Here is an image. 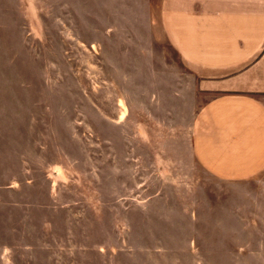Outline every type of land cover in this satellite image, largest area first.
Returning <instances> with one entry per match:
<instances>
[{"label": "rangeland", "instance_id": "1", "mask_svg": "<svg viewBox=\"0 0 264 264\" xmlns=\"http://www.w3.org/2000/svg\"><path fill=\"white\" fill-rule=\"evenodd\" d=\"M127 2L0 0V264H264V172L193 161L207 96Z\"/></svg>", "mask_w": 264, "mask_h": 264}, {"label": "crops", "instance_id": "2", "mask_svg": "<svg viewBox=\"0 0 264 264\" xmlns=\"http://www.w3.org/2000/svg\"><path fill=\"white\" fill-rule=\"evenodd\" d=\"M129 1L207 96L190 127L193 161L221 180L263 173L264 0H159L156 29L153 1Z\"/></svg>", "mask_w": 264, "mask_h": 264}]
</instances>
